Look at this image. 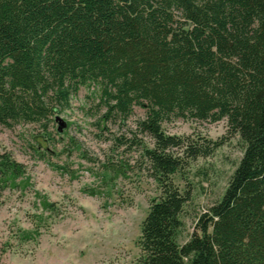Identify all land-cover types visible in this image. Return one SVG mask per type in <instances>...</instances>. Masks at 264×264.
<instances>
[{"label":"trees","instance_id":"16d2710c","mask_svg":"<svg viewBox=\"0 0 264 264\" xmlns=\"http://www.w3.org/2000/svg\"><path fill=\"white\" fill-rule=\"evenodd\" d=\"M90 87L102 121L138 107L135 130L153 142L142 155L161 194L141 224L138 264H264V0H0L1 127L37 125L50 136ZM176 118L226 120L243 147L191 235L183 222L191 192L171 177L220 143L166 135L162 124ZM28 187L25 167L0 154V188Z\"/></svg>","mask_w":264,"mask_h":264},{"label":"rangeland","instance_id":"374dc122","mask_svg":"<svg viewBox=\"0 0 264 264\" xmlns=\"http://www.w3.org/2000/svg\"><path fill=\"white\" fill-rule=\"evenodd\" d=\"M69 104L50 125V136L37 125L0 126V154L22 164L30 184L0 188V264H138L141 224L161 194L142 155L153 142L135 130L144 111L135 107L125 120L104 122L93 87L81 88ZM162 129L197 146L220 143L171 177L181 192H191L183 213L185 235H191L197 218L221 198L243 147L226 120L176 118ZM38 196L54 211H43ZM23 232L35 237L23 241Z\"/></svg>","mask_w":264,"mask_h":264},{"label":"water","instance_id":"95a60500","mask_svg":"<svg viewBox=\"0 0 264 264\" xmlns=\"http://www.w3.org/2000/svg\"><path fill=\"white\" fill-rule=\"evenodd\" d=\"M58 120V118H56V121Z\"/></svg>","mask_w":264,"mask_h":264}]
</instances>
